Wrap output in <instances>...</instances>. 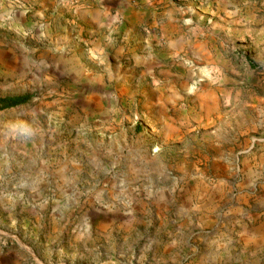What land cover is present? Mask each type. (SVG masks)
I'll list each match as a JSON object with an SVG mask.
<instances>
[{"label":"rangeland","instance_id":"obj_1","mask_svg":"<svg viewBox=\"0 0 264 264\" xmlns=\"http://www.w3.org/2000/svg\"><path fill=\"white\" fill-rule=\"evenodd\" d=\"M23 5L0 0V98L31 97L0 110V264H264V18L202 19L164 110L98 117L36 63Z\"/></svg>","mask_w":264,"mask_h":264},{"label":"crops","instance_id":"obj_2","mask_svg":"<svg viewBox=\"0 0 264 264\" xmlns=\"http://www.w3.org/2000/svg\"><path fill=\"white\" fill-rule=\"evenodd\" d=\"M23 7L19 18H37L36 63L53 82L73 87L93 113L114 99L164 110L173 58L210 55L202 19L264 18V0H80L71 11L54 0H24ZM106 113L104 107L97 115Z\"/></svg>","mask_w":264,"mask_h":264},{"label":"trees","instance_id":"obj_3","mask_svg":"<svg viewBox=\"0 0 264 264\" xmlns=\"http://www.w3.org/2000/svg\"><path fill=\"white\" fill-rule=\"evenodd\" d=\"M29 95L0 98V110L14 108L26 104L30 100Z\"/></svg>","mask_w":264,"mask_h":264},{"label":"built area","instance_id":"obj_4","mask_svg":"<svg viewBox=\"0 0 264 264\" xmlns=\"http://www.w3.org/2000/svg\"><path fill=\"white\" fill-rule=\"evenodd\" d=\"M55 4L64 10H73L80 0H54Z\"/></svg>","mask_w":264,"mask_h":264}]
</instances>
